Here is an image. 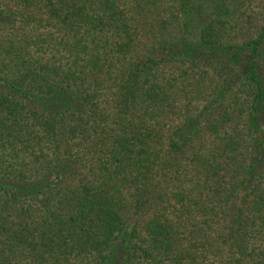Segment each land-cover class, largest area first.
<instances>
[{
	"label": "trees",
	"instance_id": "1",
	"mask_svg": "<svg viewBox=\"0 0 264 264\" xmlns=\"http://www.w3.org/2000/svg\"><path fill=\"white\" fill-rule=\"evenodd\" d=\"M0 264H264V0H0Z\"/></svg>",
	"mask_w": 264,
	"mask_h": 264
}]
</instances>
